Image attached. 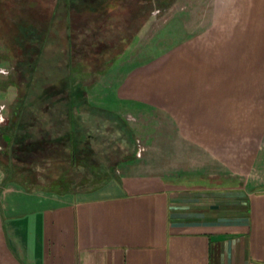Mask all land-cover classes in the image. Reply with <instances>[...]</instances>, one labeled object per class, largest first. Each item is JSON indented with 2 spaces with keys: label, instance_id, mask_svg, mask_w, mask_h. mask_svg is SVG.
Instances as JSON below:
<instances>
[{
  "label": "crops",
  "instance_id": "1",
  "mask_svg": "<svg viewBox=\"0 0 264 264\" xmlns=\"http://www.w3.org/2000/svg\"><path fill=\"white\" fill-rule=\"evenodd\" d=\"M240 1L225 15L233 26L165 53L161 82L144 83L160 91L140 99L131 67L96 100L113 114L133 100L161 106V171L136 173L131 160L100 185L61 191L0 164V264H264V0ZM76 87L50 103L77 104L83 120L89 85ZM84 125L70 130L76 151L88 150ZM50 140L31 148L60 145Z\"/></svg>",
  "mask_w": 264,
  "mask_h": 264
},
{
  "label": "rangeland",
  "instance_id": "2",
  "mask_svg": "<svg viewBox=\"0 0 264 264\" xmlns=\"http://www.w3.org/2000/svg\"><path fill=\"white\" fill-rule=\"evenodd\" d=\"M240 2L0 0V131L25 145L42 140V146H49L43 140L52 142L72 133L67 116L75 115L64 111L66 100L50 102L68 95L77 98L83 92L76 85L82 83L89 85V95L84 91V97L91 102L79 112L83 120L74 116L77 125H86L88 150L72 157L74 149L60 143L10 158L0 150V164L7 175L70 191L100 185L119 175L122 165L131 160L138 162L136 173L161 171L166 121L161 106L133 100L131 107L121 102L119 115L101 109L98 106L103 104L96 100L103 97L100 92L105 97L115 93L114 85L131 67L133 78L141 79V85L133 88L140 99L160 91V86L144 83L161 82L165 53L173 52L185 39L205 38L214 24L233 26L235 18L225 15Z\"/></svg>",
  "mask_w": 264,
  "mask_h": 264
},
{
  "label": "trees",
  "instance_id": "3",
  "mask_svg": "<svg viewBox=\"0 0 264 264\" xmlns=\"http://www.w3.org/2000/svg\"><path fill=\"white\" fill-rule=\"evenodd\" d=\"M112 7H114V6H112ZM77 105V104H76ZM75 105V103L74 104H72V102L71 101H68L67 103H66V105H65V109H64V111L65 112H67L68 114L69 113H72V111L75 109V107L74 106H76ZM79 105V107L77 108V110L78 111H81L82 110V108H83V106L81 107V105L82 104H78ZM69 120H70V124H71V126H73L74 128H75V126L78 128V130H81V128L82 127H80L79 125H77V123H75V121H74V117H73V115L72 114H69L68 115V117H67ZM74 123V124H73ZM74 135V134H73ZM75 137H73L72 136V134H66V135H64V136H61V137H59V138H57V140H55V143H65V144H68L69 143V145H71V146H73V145H75ZM79 144V143H78ZM80 145V144H79ZM72 148V147H71ZM73 150V149H72ZM77 152H81L80 150L79 151H76V149H74V151H71V155H72V157L74 156L73 154L75 153H77Z\"/></svg>",
  "mask_w": 264,
  "mask_h": 264
},
{
  "label": "flooded vegetation",
  "instance_id": "4",
  "mask_svg": "<svg viewBox=\"0 0 264 264\" xmlns=\"http://www.w3.org/2000/svg\"><path fill=\"white\" fill-rule=\"evenodd\" d=\"M45 143V142H44ZM10 147H12V149H9L7 146L6 148H4V153L5 154H20V153H25V152H35L33 151V149L31 147H33L32 143L30 144V142H25L21 141V139L15 138L12 139L11 143H10ZM48 144V143H47ZM18 146V147H17Z\"/></svg>",
  "mask_w": 264,
  "mask_h": 264
}]
</instances>
